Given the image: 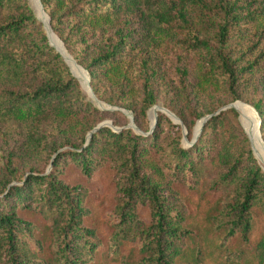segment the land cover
<instances>
[{
	"label": "trees",
	"instance_id": "1",
	"mask_svg": "<svg viewBox=\"0 0 264 264\" xmlns=\"http://www.w3.org/2000/svg\"><path fill=\"white\" fill-rule=\"evenodd\" d=\"M41 3L139 130L29 0H0V264H264V168L240 109L217 112L250 103L264 139V0ZM160 99L189 144L152 127Z\"/></svg>",
	"mask_w": 264,
	"mask_h": 264
},
{
	"label": "rangeland",
	"instance_id": "2",
	"mask_svg": "<svg viewBox=\"0 0 264 264\" xmlns=\"http://www.w3.org/2000/svg\"><path fill=\"white\" fill-rule=\"evenodd\" d=\"M38 1V3L40 4V6H41V3H40V1L39 0H37ZM29 2H30V4H31V6L34 8V10H35V12H36V14H37V11H36V5H37V2H36V0H29ZM41 8H42V6H41ZM42 11H43V9H42ZM43 13L45 14V16L47 17V15H46V13L43 11ZM37 16L39 17V15L37 14ZM40 18V17H39ZM41 19V18H40ZM47 19H48V17H47ZM42 20V19H41ZM43 21V20H42ZM44 22V21H43ZM50 25L51 24H49V22H48V26H49V28H50V30L47 28V26H46V24H45V22H44V27H45V29H46V31H47V33L49 34V39H50V43L53 45V46H55V48H56V50H58L57 49V46L51 41V37H50V32H52L57 38H58V40L60 41V43L63 45V48L65 49V51H66V53L73 59V61L77 64V66L87 75V80H88V78L90 77V85H89V83H88V87H89V89L91 90V92H92V94L93 95H90V93L88 92V89L83 85V83H82V81H81V79L75 74V72H74V70L72 69V67H71V65H70V63L68 62V60H67V58H65V55H63L64 56V58H65V60H66V62L69 64V66H70V68H71V71L78 77V79H79V81L81 82V85H82V87H83V89H84V93H85V95H86V97L89 99V100H91L96 106H98L99 108H101V109H103V110H114V109H119V110H121L122 112H124L125 114H126V116H127V118H128V122H127V124H125V126H129V127H133L135 130H139V127L137 126V124L135 123V117H134V113H133V111L132 110H130V109H127V108H124V107H121V106H119V105H113V104H109V103H107V102H105V101H103V100H101L98 96H97V94L94 92V90H93V88H92V86H91V76H90V74H89V71L86 69H84L83 67H82V65L81 64H79L78 62H77V60L74 58V56L68 51V49L65 47V45H64V43H63V41L60 39V37L57 35V33L53 30V28H52V26L50 27ZM59 51V50H58ZM61 51V50H60ZM62 52V51H61ZM94 96H95V98H94ZM237 101V100H236ZM99 102V103H98ZM241 102V101H240ZM245 102V101H244ZM244 102H241V103H244ZM229 104V103H228ZM245 104V103H244ZM248 104V103H247ZM246 104V105H247ZM227 105V104H226ZM225 105V106H226ZM249 105H250V103H249ZM159 106H163V107H165V108H167V109H169L168 107H166L165 105H164V102H163V100L162 99H160L159 100V102H157L156 104H154L152 107H150L149 109H148V117L150 118V121H151V125H152V123H153V120H154V116H155V113L157 112L158 114L160 113V112H164L168 117H170L174 122H176V123H180L181 125H182V127H183V129H184V132H185V137H184V139H183V142L185 143V144H189V140H188V138H187V127H186V125H185V123H183V121L181 120V118L179 117V116H177L176 114H175V112L174 111H172L171 109H169V110H171L176 116H177V118L176 117H174L173 115H171V113H169V111H166L165 109H163V108H160ZM225 106H222V107H220V109H225L224 107ZM252 106V105H251ZM253 107V106H252ZM228 108H230V107H228ZM220 109H218V110H220ZM236 109H240V108H236ZM254 109V108H253ZM255 110V109H254ZM239 112H240V116H239V114H238V118H239V120H240V122H241V124H242V126H243V128H244V130H245V132H246V134L248 135V137H249V139H250V142H251V147H252V149H253V152H254V154H255V156L257 157V159H258V161H259V163L263 166V168H264V160H262L261 158H259L258 157V155H257V153H256V151H255V148H254V144H253V142H252V140H251V138H250V136H249V134H248V132H247V128H246V126H245V124H244V122L242 121V118H240L241 117V109L239 110ZM154 113V115H152ZM208 115V114H207ZM207 115H205V116H207ZM257 115H258V119H261V117H260V115H259V113L257 112ZM153 116V117H152ZM205 116H203L201 119H203ZM201 119H199L198 120V122L201 120ZM104 121H106V123L105 124H108V125H110V126H112L113 128H115V129H117V128H119L120 126H118V125H115V124H113V121H112V119H111V117H107L106 119H104L103 120V122ZM102 122V121H101ZM197 122V123H198ZM261 124V123H260ZM104 125V124H103ZM196 126H197V124L195 125V127H194V131L196 132ZM259 130H260V134H261V137H262V132H261V129H260V125H259ZM198 136V135H197ZM263 139V138H262ZM263 141H264V139H263Z\"/></svg>",
	"mask_w": 264,
	"mask_h": 264
},
{
	"label": "bare ground",
	"instance_id": "3",
	"mask_svg": "<svg viewBox=\"0 0 264 264\" xmlns=\"http://www.w3.org/2000/svg\"><path fill=\"white\" fill-rule=\"evenodd\" d=\"M36 11L39 17L45 22L47 28L50 30L48 26V19L45 16V14L42 11V8L38 1L36 0ZM51 41L59 48V50L62 51V53L67 58L68 62L70 63L72 69L74 70L75 74L81 79L83 85L88 89V92L90 95H93L91 90L88 87V80L87 75L77 66V64L73 61V59L66 53L65 49L63 48V45L60 43L58 38L50 32ZM95 98V96H94ZM99 103V102H98ZM247 103H241L240 101L235 102L236 108L241 109V117L242 121L244 122L247 132L249 136L252 139V142L254 144L255 151L259 158L264 160V141L261 137L260 130H259V119L256 110H254L251 105ZM154 115V113L152 114ZM153 117V116H152ZM154 121V120H153Z\"/></svg>",
	"mask_w": 264,
	"mask_h": 264
},
{
	"label": "water",
	"instance_id": "4",
	"mask_svg": "<svg viewBox=\"0 0 264 264\" xmlns=\"http://www.w3.org/2000/svg\"><path fill=\"white\" fill-rule=\"evenodd\" d=\"M39 1H40V3H41V0H39ZM41 6H42L43 11L46 13V11L44 10V7H43L42 3H41ZM46 15H47V17H48V22H49V24H50V17L48 16L47 13H46ZM50 27H51V25H50ZM47 31H48V30H47ZM48 36H49V34H48ZM57 49L59 50L58 47H57ZM59 52H60L62 55H64L60 50H59ZM65 58H66V57H65ZM88 83H89V85H90V77L88 78ZM235 102H236V101L227 104L224 108H228V107H234V108H236V106H235ZM159 107L165 109L166 111H169V113H171V115H173L174 117L177 118V116H176L171 110H169V109H167V108H165V107H163V106H159ZM253 107H254V106H253ZM254 109H255V108H254ZM220 110H221V109H220ZM220 110H218L217 112H219ZM255 110H256V109H255ZM256 112H257V111H256ZM210 116H211V114L205 116L203 119H201V120L197 123L195 136H197V135L200 133V131H201V129H202V126H203L204 122H205ZM157 118H158V113L156 112V113H155V116H154V121H153V123H152V127H154V125L156 124V122H157ZM105 123H106V121H104V122H103V121L100 122L99 125H98L96 128L100 127L101 125H103V124H105ZM260 123H261V119H259V125H260ZM250 138H251V137H250ZM251 140H252V139H251Z\"/></svg>",
	"mask_w": 264,
	"mask_h": 264
}]
</instances>
